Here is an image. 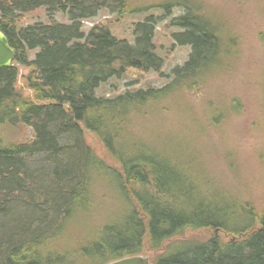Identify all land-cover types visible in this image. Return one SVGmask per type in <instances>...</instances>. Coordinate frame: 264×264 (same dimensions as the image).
Wrapping results in <instances>:
<instances>
[{
    "label": "trees",
    "instance_id": "16d2710c",
    "mask_svg": "<svg viewBox=\"0 0 264 264\" xmlns=\"http://www.w3.org/2000/svg\"><path fill=\"white\" fill-rule=\"evenodd\" d=\"M140 1L0 0V31L17 52L15 64L0 70V264L101 259L100 264H109L143 255L145 239L149 250L159 251L189 230L208 229L233 240L224 244L215 235L178 244L152 264H264V204L244 202L203 182L200 165L193 168L169 156L172 148L160 147L158 133H149L145 125L143 138L135 134L161 103L197 89L207 71L226 64L232 38L223 34L225 19L200 0H169L162 6L167 13L174 7L186 13L171 22L183 31L174 35L178 43L192 48L186 65L174 70V80L163 89L114 99L96 95L130 69L161 72L164 66L153 43L158 22L153 16L136 25L134 45L106 27L83 32V21L102 10L136 15L155 6ZM37 9L50 18L63 12L71 24L20 25ZM20 66L33 69L28 77L32 98L16 88ZM19 125L30 129L32 138L20 144L5 140L3 133ZM86 133L104 146L117 168L94 153ZM97 188L105 190L101 200L115 198L119 212L101 217L73 246L60 245L56 239L70 222L91 219Z\"/></svg>",
    "mask_w": 264,
    "mask_h": 264
},
{
    "label": "rangeland",
    "instance_id": "374dc122",
    "mask_svg": "<svg viewBox=\"0 0 264 264\" xmlns=\"http://www.w3.org/2000/svg\"><path fill=\"white\" fill-rule=\"evenodd\" d=\"M168 1L141 0V3L155 6L147 13L136 15H121L105 9L96 17L83 21V32L86 34L95 26L106 27L116 38L131 45L135 44L137 24L144 23L151 16L158 21L153 43L157 55L164 61L161 72L130 69L122 79H112L102 85L96 92L98 97L114 99L126 92L163 89L174 80V70L189 61L192 48L178 43L174 35L183 31L171 24L172 19L185 15V10L174 7L167 13L162 6ZM200 1L210 8L216 18L225 19L223 34L232 38L231 49L228 54L225 53L226 64L207 71L197 89L161 103L156 114L149 117L146 123L145 120L139 122L135 134L143 138L144 125L149 133L156 131L160 147L172 148L169 156L181 163H190L193 168L200 165L198 177L203 182H212L219 189H227L233 196L259 207L264 204V0ZM37 23L70 25L71 20L63 12L57 11L50 18L45 9H37L26 14L20 25ZM37 53H31L30 58L34 60ZM19 69L16 88L24 98H32L28 77L33 69L21 66ZM3 136L11 143L20 144L28 142L33 132L19 125L5 131ZM86 141L106 164L118 167L94 136L86 133ZM187 152L191 154L188 159ZM104 192L102 188H97L98 200L91 208V219L86 224H77L76 220L70 222L56 239L60 245L68 243L73 246L81 240L82 234L92 231L99 224L101 217L119 212L120 207L114 197L112 199L109 195L106 200H101ZM215 235L224 244L233 240V237L212 229L189 230L182 237L164 243L159 251L149 250L148 239H145V250L141 256L148 257L153 263L158 256L174 250L178 244L205 242ZM101 262H104L103 259L87 264Z\"/></svg>",
    "mask_w": 264,
    "mask_h": 264
},
{
    "label": "water",
    "instance_id": "95a60500",
    "mask_svg": "<svg viewBox=\"0 0 264 264\" xmlns=\"http://www.w3.org/2000/svg\"><path fill=\"white\" fill-rule=\"evenodd\" d=\"M17 52L13 48L5 34L0 31V70L10 68L15 64ZM109 264H152L148 257L133 256L113 261Z\"/></svg>",
    "mask_w": 264,
    "mask_h": 264
}]
</instances>
